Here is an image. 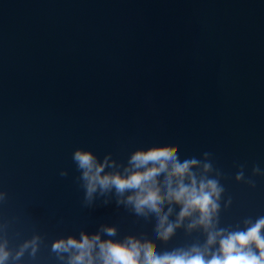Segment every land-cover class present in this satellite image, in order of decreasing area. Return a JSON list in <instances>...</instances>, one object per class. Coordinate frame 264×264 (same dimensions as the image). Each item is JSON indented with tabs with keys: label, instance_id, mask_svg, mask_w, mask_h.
<instances>
[{
	"label": "water",
	"instance_id": "water-1",
	"mask_svg": "<svg viewBox=\"0 0 264 264\" xmlns=\"http://www.w3.org/2000/svg\"><path fill=\"white\" fill-rule=\"evenodd\" d=\"M153 145L218 181L215 228L264 216V0H0L7 264H69L53 241L108 239V225L112 239L134 235L157 252L203 245L204 229L187 227L194 217L153 239L152 221L124 202L131 190L86 195L76 150L123 172Z\"/></svg>",
	"mask_w": 264,
	"mask_h": 264
},
{
	"label": "clouds",
	"instance_id": "clouds-1",
	"mask_svg": "<svg viewBox=\"0 0 264 264\" xmlns=\"http://www.w3.org/2000/svg\"><path fill=\"white\" fill-rule=\"evenodd\" d=\"M73 157L83 169L88 197L98 189L105 192L114 188L121 195L131 190L124 202L152 221L153 239L167 241L186 218L194 217L187 227H202L206 240L203 245L157 252L134 235L112 239L116 227L108 225L103 227L108 239H102L100 232H81L79 238L53 241L54 250L69 253V264H264V216L245 221L246 227L240 230L215 228L223 189L214 178L197 177L192 171L199 163L196 159L180 161L168 147L153 145L133 152L123 172H104L107 158L98 162L91 151L80 149ZM209 167L204 164L205 170ZM165 204L168 210L161 214ZM172 204L179 206L174 222L168 219ZM35 239L25 241L17 256L29 244L35 250ZM9 255L6 245L0 243V264H7Z\"/></svg>",
	"mask_w": 264,
	"mask_h": 264
}]
</instances>
